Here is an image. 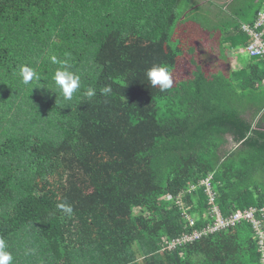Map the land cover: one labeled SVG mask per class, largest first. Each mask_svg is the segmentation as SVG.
Instances as JSON below:
<instances>
[{"label":"trees","instance_id":"trees-1","mask_svg":"<svg viewBox=\"0 0 264 264\" xmlns=\"http://www.w3.org/2000/svg\"><path fill=\"white\" fill-rule=\"evenodd\" d=\"M259 7L258 0H0V108L23 101L19 112L34 117L37 103L57 130L10 129L0 113V238L13 264L261 263L245 221L169 247L213 222L201 183L208 176L224 216L264 206V60L234 67L231 57L249 42L240 26ZM33 37L70 57L72 68L91 58L95 70L81 77L72 104L37 96L38 87L18 77L22 66H35ZM156 64L170 69L166 92L147 79ZM47 66L35 70L54 83L60 66ZM106 86L112 92L102 95Z\"/></svg>","mask_w":264,"mask_h":264},{"label":"built area","instance_id":"built-area-1","mask_svg":"<svg viewBox=\"0 0 264 264\" xmlns=\"http://www.w3.org/2000/svg\"><path fill=\"white\" fill-rule=\"evenodd\" d=\"M260 7L258 8L254 19L251 22H244L240 26V31L249 39V42L244 46L237 49L239 53L245 54L248 58H258L264 60V0H258ZM210 178L208 176L201 181L205 185L206 192L208 194V208L207 213L213 217V222L208 223L207 226L201 230H195L192 234L184 233L180 237L172 240L169 247H174L177 244H183L188 241L200 238L208 233H213L218 230L233 227L236 224L245 221L252 224L257 236H258V250L261 253V263L264 264V206L257 209L255 207H249L243 210L233 211L231 214L224 216L220 208L215 204V194L210 188ZM183 210L187 209L184 206L183 201L177 200L176 202ZM183 216L190 225L194 224V219L190 218L188 213L184 210ZM257 212L260 217L258 218Z\"/></svg>","mask_w":264,"mask_h":264},{"label":"rangeland","instance_id":"rangeland-1","mask_svg":"<svg viewBox=\"0 0 264 264\" xmlns=\"http://www.w3.org/2000/svg\"><path fill=\"white\" fill-rule=\"evenodd\" d=\"M32 39L34 41V44H33V47H31L32 51H30V53L29 52L28 53L31 55V57L33 59L32 62H33V65H35L34 69L36 68V66H39L40 62H42V61H46L47 65L49 67L52 64H54V63H52L50 58L53 55L57 57L58 53L52 51L49 46H46V47L41 46L42 45L41 43H47L48 41L45 40L43 42H37L36 37H33ZM39 43H40V45H38ZM42 48H44V50H42ZM233 58L237 61L236 67L241 66L243 60L248 59V57L245 54L239 53L238 50H237V53L235 51H233ZM57 59L59 61H67L68 64L70 65L69 70L74 72L76 75H78L80 77V80H81L82 76H84L86 74H91L95 70L91 58H88V57L83 62H80V64H77V66L74 68L71 67L72 63L74 61L71 60L70 57L69 58L68 57H64V58L57 57ZM55 65H59L61 67L60 64H55ZM15 77H16V75L14 76V78ZM18 77L21 78L20 74H18ZM32 84H35L39 89L37 96L41 95L42 97H44L46 99L48 98V99L52 100V102L59 103L61 105L72 104V102L76 98V95L74 93L71 100H65V98L61 94L59 88L53 82L40 80L39 82L34 81ZM32 84H30V85L24 84V85L25 86H31ZM25 100H27V99H25ZM27 101L33 104V102H31V100H27ZM17 102L19 103L18 100H17ZM21 106L25 107L26 104H23V101H22ZM34 106H35V109L37 110V112L34 113L35 114L34 117L26 115L22 111L19 112V110L22 107L18 108V106H13L12 109L8 110L5 105L2 106L0 108V113L4 112V114H2V116H4L3 117V123L5 124V127L10 128V129L11 128L17 129V131L33 132V133H43L45 131V134H49L51 136H56L57 130H56V128H54V126L52 124V122L55 121L54 118L52 117V114H50L48 109L39 107L37 103H34ZM13 114L16 115V117L18 118V122L13 121L16 117L14 119H11V121H9L8 116H12ZM10 131L12 132L13 130H10ZM5 133L6 132H4V134ZM230 146H231V144H230ZM29 228H32V227H29ZM15 235L16 234H13L9 238L14 237ZM6 243H7V241H6ZM12 243H14V242H12Z\"/></svg>","mask_w":264,"mask_h":264},{"label":"clouds","instance_id":"clouds-1","mask_svg":"<svg viewBox=\"0 0 264 264\" xmlns=\"http://www.w3.org/2000/svg\"><path fill=\"white\" fill-rule=\"evenodd\" d=\"M52 63L60 64L53 76L54 83L59 88L61 94L65 100H71L73 94L76 93L81 87V80L78 75L70 71V65L67 61H59L56 56H52ZM20 76L22 82L25 85H30L34 81L39 82L41 80L40 73L34 68L28 66H22L20 69ZM147 79L152 87H159L161 92H166L171 89L173 80L170 74V69L166 65H153L146 72ZM32 90V89H31ZM102 95H108L112 92L110 86H106L100 90ZM96 95L95 89L89 88L86 92V96L91 98ZM58 207L66 214L71 215L73 208L70 204L61 203ZM13 255L8 251V245L3 238H0V264H13Z\"/></svg>","mask_w":264,"mask_h":264},{"label":"crops","instance_id":"crops-1","mask_svg":"<svg viewBox=\"0 0 264 264\" xmlns=\"http://www.w3.org/2000/svg\"><path fill=\"white\" fill-rule=\"evenodd\" d=\"M235 52L237 53V50H235ZM231 57H232V59H234V58H233V52H231ZM234 61L236 62L235 59H234ZM235 66H237V63L234 64V67H235ZM239 67H240V66H239Z\"/></svg>","mask_w":264,"mask_h":264},{"label":"bare ground","instance_id":"bare-ground-1","mask_svg":"<svg viewBox=\"0 0 264 264\" xmlns=\"http://www.w3.org/2000/svg\"><path fill=\"white\" fill-rule=\"evenodd\" d=\"M191 218V217H190ZM202 223V222H201ZM263 225V224H262ZM203 226V225H202Z\"/></svg>","mask_w":264,"mask_h":264}]
</instances>
